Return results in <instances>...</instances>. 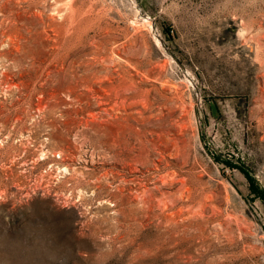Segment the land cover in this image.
<instances>
[{"label": "rangeland", "instance_id": "rangeland-1", "mask_svg": "<svg viewBox=\"0 0 264 264\" xmlns=\"http://www.w3.org/2000/svg\"><path fill=\"white\" fill-rule=\"evenodd\" d=\"M0 264H264V0H0Z\"/></svg>", "mask_w": 264, "mask_h": 264}, {"label": "trees", "instance_id": "trees-1", "mask_svg": "<svg viewBox=\"0 0 264 264\" xmlns=\"http://www.w3.org/2000/svg\"><path fill=\"white\" fill-rule=\"evenodd\" d=\"M260 192V191H259Z\"/></svg>", "mask_w": 264, "mask_h": 264}]
</instances>
